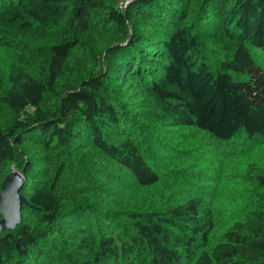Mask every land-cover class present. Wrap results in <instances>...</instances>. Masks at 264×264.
Here are the masks:
<instances>
[{"label":"trees","instance_id":"16d2710c","mask_svg":"<svg viewBox=\"0 0 264 264\" xmlns=\"http://www.w3.org/2000/svg\"><path fill=\"white\" fill-rule=\"evenodd\" d=\"M120 1L0 0V184L27 203L0 264H264L260 198L213 240L202 195L129 205L174 144L264 141V0Z\"/></svg>","mask_w":264,"mask_h":264},{"label":"rangeland","instance_id":"374dc122","mask_svg":"<svg viewBox=\"0 0 264 264\" xmlns=\"http://www.w3.org/2000/svg\"><path fill=\"white\" fill-rule=\"evenodd\" d=\"M126 2L121 0L120 5ZM8 56L5 50L0 49V67L5 64ZM183 132L185 131H177V134L185 135ZM192 139L189 148L174 144L170 148V156L168 153L164 155L170 157L171 163L176 161L175 166H178L176 177H169L170 172L166 177L162 176L156 185L145 190L146 193L139 195L137 199L131 197L129 205L138 202L139 208H147L163 205L169 195L178 199L192 194L202 195L210 202L214 215L215 230L211 236L213 240L215 236L220 238L225 222L227 224L236 218L233 212L249 210L259 198L264 201L256 192L250 196L251 178L247 176L250 163L260 164L264 160V141L251 144L246 140L236 139L231 146H225L217 145L208 137L204 140L200 137ZM149 148L151 150L150 145ZM152 148L154 153L159 154L155 145ZM183 150L187 151L185 153H188L189 158L185 160L186 166L179 159L185 154ZM165 161L166 165H169L168 160ZM11 170L17 169L11 165ZM19 174L22 177L20 172ZM247 203L251 206L246 207ZM225 208L226 211L222 210Z\"/></svg>","mask_w":264,"mask_h":264},{"label":"water","instance_id":"95a60500","mask_svg":"<svg viewBox=\"0 0 264 264\" xmlns=\"http://www.w3.org/2000/svg\"><path fill=\"white\" fill-rule=\"evenodd\" d=\"M22 178L17 170L9 171L0 184V228H11L19 221L20 204L27 205L18 193Z\"/></svg>","mask_w":264,"mask_h":264}]
</instances>
